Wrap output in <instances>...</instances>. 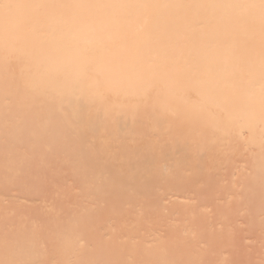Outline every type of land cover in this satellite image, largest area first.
Wrapping results in <instances>:
<instances>
[{"label": "bare ground", "instance_id": "bare-ground-1", "mask_svg": "<svg viewBox=\"0 0 264 264\" xmlns=\"http://www.w3.org/2000/svg\"><path fill=\"white\" fill-rule=\"evenodd\" d=\"M3 162L119 207L224 198L211 241L264 243V0H0Z\"/></svg>", "mask_w": 264, "mask_h": 264}, {"label": "rangeland", "instance_id": "rangeland-1", "mask_svg": "<svg viewBox=\"0 0 264 264\" xmlns=\"http://www.w3.org/2000/svg\"><path fill=\"white\" fill-rule=\"evenodd\" d=\"M98 139L108 149L104 156H117L106 137ZM6 163L0 166V264H264V243L211 241L228 224L224 198L204 202L212 198L206 195L196 207L188 200L119 207L80 186L61 165L54 171L46 163L39 175L27 166L6 174ZM220 185L212 186L227 189ZM149 210L158 216L147 217ZM84 215V234L76 235L72 218Z\"/></svg>", "mask_w": 264, "mask_h": 264}]
</instances>
